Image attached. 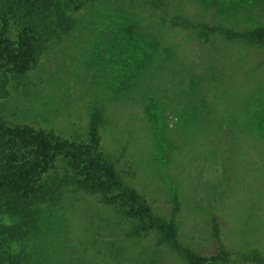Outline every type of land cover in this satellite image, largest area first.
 I'll use <instances>...</instances> for the list:
<instances>
[{
  "label": "rangeland",
  "instance_id": "374dc122",
  "mask_svg": "<svg viewBox=\"0 0 264 264\" xmlns=\"http://www.w3.org/2000/svg\"><path fill=\"white\" fill-rule=\"evenodd\" d=\"M130 1L138 3L99 1L77 13L76 28L11 89L7 119L80 139L101 109L103 149L157 214L176 221L185 244L215 252L217 216L228 248L264 252V48L154 23L153 52L124 31L138 16L145 30L154 21L148 5ZM169 1L193 19L264 26V0ZM130 229L96 195L67 191L20 239L0 236L28 264H184L156 234Z\"/></svg>",
  "mask_w": 264,
  "mask_h": 264
},
{
  "label": "trees",
  "instance_id": "16d2710c",
  "mask_svg": "<svg viewBox=\"0 0 264 264\" xmlns=\"http://www.w3.org/2000/svg\"><path fill=\"white\" fill-rule=\"evenodd\" d=\"M99 1L115 2L0 0V234L9 233L11 238L20 239L36 227L44 205L56 204L67 191H84L96 195L101 203L112 206L118 216L129 221V236L156 234L157 243L169 245L183 257L184 264H264V252L259 247L244 250L227 247L217 216L212 217V230L218 241L215 252L201 253L185 244L180 239L176 221L157 214L147 197L123 175L118 159L103 149L101 109L90 113L87 135L80 139L7 119L4 101L11 89L24 83V78L38 66L54 41L76 28L77 13L86 7H95ZM130 2V5L142 7L148 5L154 21L148 25L149 30H145L138 16L124 27V31L131 41L147 42L153 52L158 51L161 43L152 29L154 23L195 33L202 41L219 36L227 41L264 48L263 25L236 29L193 19L174 11L169 0ZM12 29L17 32L16 39L10 36ZM175 201L176 212L179 203ZM4 218L11 223H6ZM8 238L0 236V264H28L25 255L9 251L10 245L4 246L3 241Z\"/></svg>",
  "mask_w": 264,
  "mask_h": 264
}]
</instances>
